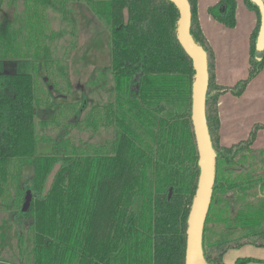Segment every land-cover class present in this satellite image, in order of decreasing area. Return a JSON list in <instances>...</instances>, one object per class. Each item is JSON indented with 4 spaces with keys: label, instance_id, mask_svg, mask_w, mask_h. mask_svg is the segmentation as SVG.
I'll return each instance as SVG.
<instances>
[{
    "label": "trees",
    "instance_id": "obj_1",
    "mask_svg": "<svg viewBox=\"0 0 264 264\" xmlns=\"http://www.w3.org/2000/svg\"><path fill=\"white\" fill-rule=\"evenodd\" d=\"M188 2L190 34L207 55L205 114L216 154L203 253L208 264H224L230 249L264 248V197H242L236 217L228 210L229 192L244 195L264 184V150L250 148L264 124L223 147L218 114L219 98L241 96L264 68V53L257 60L254 52L260 17L244 0L257 15L248 74L222 86L215 83L197 0ZM72 3L108 31L111 64L90 77L79 101L56 102L54 93L72 91L69 80L49 75L59 71L64 55L57 56L55 41L73 37L78 26ZM13 4L22 5V14L7 19L2 9ZM235 11V0L208 10L228 28L236 24ZM179 18L166 0H0V247L17 252L19 264H185L199 168L191 123L195 71L178 40ZM12 59L20 69L4 72L3 62ZM38 61L44 62L46 82L31 74ZM36 108L52 111V118L36 121ZM40 143H49L51 151L39 153ZM27 189L33 200L22 213ZM215 223L219 229L207 227ZM10 235L13 246L7 244ZM252 262L264 264L250 257L234 264ZM0 264L16 263L0 254Z\"/></svg>",
    "mask_w": 264,
    "mask_h": 264
},
{
    "label": "crops",
    "instance_id": "obj_2",
    "mask_svg": "<svg viewBox=\"0 0 264 264\" xmlns=\"http://www.w3.org/2000/svg\"><path fill=\"white\" fill-rule=\"evenodd\" d=\"M220 1L197 0V20L214 56L215 83L222 86H233L238 81L247 77L251 35L257 23V15L254 11L248 9L244 0H235L236 24L234 27L228 28L216 21L208 12L211 7L216 6ZM72 4L75 6L73 8L74 11H77L76 13L79 16L86 20H91L92 16L90 13L91 17L89 18L85 13V9H80L77 3ZM3 13V16H7V13ZM88 63L90 62L81 58H58V64L61 67L59 71H54L53 75L56 76L54 79L69 80L72 91L69 94H62V92L54 93L56 102L79 101L84 96V84L79 83L82 80L80 77L82 75V68L80 66L84 68ZM3 64L4 72L8 73L16 72L21 67L17 63V60L14 59L5 60ZM35 65L32 67L31 74L46 82L48 73L45 71L44 62L38 61ZM76 67H79V69L76 70ZM76 75L78 76V83L75 85L74 80ZM90 76L88 77L90 78ZM36 112V115L38 114V117H35L36 121H39L41 118L50 119L53 116L52 111L46 113L42 109H37ZM218 114L220 119L219 137L223 145H230L247 138L251 128L255 124H264V68L248 84L241 96L222 95L218 100ZM42 144L49 143L38 144L37 150L39 153V147ZM48 147L45 151L46 153L51 151V145ZM251 148L256 151L264 150V129H260L257 132ZM0 248L2 250L0 254L3 256L7 257L8 254L13 255L12 252L5 250L3 243ZM16 257H18V253ZM241 257H250L264 262V248L246 245L238 249H230L223 255L222 260L224 264H234L236 259ZM249 264L261 263L252 262Z\"/></svg>",
    "mask_w": 264,
    "mask_h": 264
},
{
    "label": "water",
    "instance_id": "obj_3",
    "mask_svg": "<svg viewBox=\"0 0 264 264\" xmlns=\"http://www.w3.org/2000/svg\"><path fill=\"white\" fill-rule=\"evenodd\" d=\"M166 1L172 2L179 10L178 40L191 59L195 71L191 92V123L197 148L199 177L187 219L185 264H208L203 253V233L215 181L216 154L211 143L205 114L209 79L207 55L190 34L191 9L188 0ZM251 2L258 8L260 17L254 49L256 59L260 60L264 53V1L251 0ZM85 13L89 18L91 17L86 11ZM32 200V192L27 189L21 205L22 213L29 210Z\"/></svg>",
    "mask_w": 264,
    "mask_h": 264
},
{
    "label": "rangeland",
    "instance_id": "obj_4",
    "mask_svg": "<svg viewBox=\"0 0 264 264\" xmlns=\"http://www.w3.org/2000/svg\"><path fill=\"white\" fill-rule=\"evenodd\" d=\"M72 8H74V4H71ZM22 5L20 4H13L8 5V7H5L2 9L3 12L7 13V16L5 18L7 19H15L16 16H19L22 14ZM77 12V11H76ZM75 12L77 16V29L75 32V35L72 37V33L69 35H65L64 38L58 39L55 41V48H59L56 50L57 56L61 57L60 55L64 52V55L62 54L63 58H81L85 59L88 63L87 66L84 68L80 66L82 75L80 76L82 80L79 82L80 84L86 85V83L89 81L88 76H93V74H96L98 76L100 71L105 69L104 67L108 68L109 64H111V44H110V35L108 31L101 25V23L94 18L92 19V22L87 21L83 17L79 16ZM53 26L55 28H60L57 23H54ZM21 47L23 45L21 44ZM58 51V52H57ZM56 67V66H55ZM79 69V67H76V70ZM51 73L53 74L54 71L51 70ZM77 75L75 76V85L78 83ZM88 77V78H87ZM90 79V78H89ZM108 86L109 83H112L110 75H107V82ZM89 98L93 101L96 100L92 95L89 96ZM39 111V110H38ZM41 111V110H40ZM105 139V133L103 129H100L99 131V141L100 143H103ZM49 144H42L39 147L40 153L46 154V150L49 148ZM30 171L29 168L24 169V173L27 174V172ZM28 175V174H27ZM25 175V176H27ZM51 178L49 179L50 182ZM258 188V187H257ZM261 193H264V187L262 186L261 190H259ZM253 194V192H252ZM207 227L215 228L212 224H207ZM8 245H14L15 242L14 237L12 235L9 236L8 239ZM4 245V244H3ZM254 247V246H253ZM13 255H9L6 257L8 261L15 262L16 264L20 263L19 257H16L17 253L12 252ZM19 256V255H18Z\"/></svg>",
    "mask_w": 264,
    "mask_h": 264
},
{
    "label": "flooded vegetation",
    "instance_id": "obj_5",
    "mask_svg": "<svg viewBox=\"0 0 264 264\" xmlns=\"http://www.w3.org/2000/svg\"><path fill=\"white\" fill-rule=\"evenodd\" d=\"M37 109H38V108L35 109V117H38V116H37L38 114L36 115V113H37L36 110H37ZM44 112L47 113V112H49V111L44 110ZM50 112H51V111H50ZM46 119H48V118H41V119H39V121H40V120H46ZM244 140H246V138H245V139H242V140H240V141H237V142H235V143H232V144H230V145H223V144H221L220 140H219V143H220V145L223 146V147H229V146H231V145H233V144L239 143V142L244 141ZM250 148H251V146H250ZM251 149H252V148H251ZM258 151H259V150H258ZM241 155H245V153L240 154L237 158H239ZM262 182H264V181H262ZM262 186L264 187V184L259 185L258 188L255 187V188H253L252 190H251V189H248V190H246V191L244 192V195L241 194V193H238V192L235 191V190L229 192L228 194H229L231 200H230V202H229V208H228V210H229L230 215L233 216V217H236V215H237L238 212H239V209L242 207V201H241V198H242V197L245 198L244 200L248 199V197H254V196H257L258 198H260V197H264V193H261V192L259 191V190H261ZM252 192H253V194H252ZM212 225H214V227H215L216 229H219V228H220V225L217 224V223L212 224ZM237 229H239V228H236V231H237Z\"/></svg>",
    "mask_w": 264,
    "mask_h": 264
}]
</instances>
